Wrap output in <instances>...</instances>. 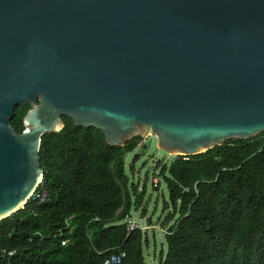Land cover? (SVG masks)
<instances>
[{
	"label": "water",
	"instance_id": "95a60500",
	"mask_svg": "<svg viewBox=\"0 0 264 264\" xmlns=\"http://www.w3.org/2000/svg\"><path fill=\"white\" fill-rule=\"evenodd\" d=\"M62 116L185 155L264 132V0H0V220L40 184Z\"/></svg>",
	"mask_w": 264,
	"mask_h": 264
},
{
	"label": "trees",
	"instance_id": "16d2710c",
	"mask_svg": "<svg viewBox=\"0 0 264 264\" xmlns=\"http://www.w3.org/2000/svg\"><path fill=\"white\" fill-rule=\"evenodd\" d=\"M28 108L15 107V131ZM62 119V129L41 136L40 184L0 220V264H103L120 253L119 264H146L147 234L125 222L145 195L125 167L141 138L114 146L99 129ZM154 167L172 205L159 264H264V132Z\"/></svg>",
	"mask_w": 264,
	"mask_h": 264
},
{
	"label": "rangeland",
	"instance_id": "374dc122",
	"mask_svg": "<svg viewBox=\"0 0 264 264\" xmlns=\"http://www.w3.org/2000/svg\"><path fill=\"white\" fill-rule=\"evenodd\" d=\"M132 136L141 139L137 148L125 155L126 173L130 177V182L138 184V192L145 183V195L140 206L131 208L130 217L143 233L147 234L148 245L143 246L145 263L159 264L160 254L164 256L167 250L164 234L172 223L163 224L162 220L172 211V205L166 184L157 176L154 166L157 162H169L176 155L185 154L167 152L157 147V138L150 132L137 131L130 137ZM135 155L137 159L132 165L133 170H129L130 162ZM154 178L159 181L157 187L152 183ZM142 212H145V215Z\"/></svg>",
	"mask_w": 264,
	"mask_h": 264
},
{
	"label": "built area",
	"instance_id": "2783aa9c",
	"mask_svg": "<svg viewBox=\"0 0 264 264\" xmlns=\"http://www.w3.org/2000/svg\"><path fill=\"white\" fill-rule=\"evenodd\" d=\"M41 182V180H40ZM159 181L156 180V178L152 179L153 185H156ZM125 222L127 223L128 229H133L138 227L137 223L134 222L130 216L125 217ZM124 256V253H120L118 255H111L103 261V264H119L121 262V258Z\"/></svg>",
	"mask_w": 264,
	"mask_h": 264
},
{
	"label": "bare ground",
	"instance_id": "6f19581e",
	"mask_svg": "<svg viewBox=\"0 0 264 264\" xmlns=\"http://www.w3.org/2000/svg\"><path fill=\"white\" fill-rule=\"evenodd\" d=\"M177 153H183V152H181V151H178Z\"/></svg>",
	"mask_w": 264,
	"mask_h": 264
}]
</instances>
